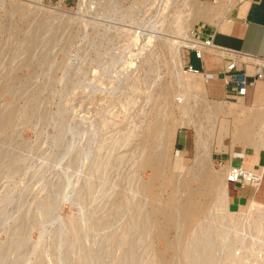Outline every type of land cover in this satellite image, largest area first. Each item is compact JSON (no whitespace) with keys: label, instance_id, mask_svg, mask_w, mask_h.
Instances as JSON below:
<instances>
[{"label":"rangeland","instance_id":"rangeland-1","mask_svg":"<svg viewBox=\"0 0 264 264\" xmlns=\"http://www.w3.org/2000/svg\"><path fill=\"white\" fill-rule=\"evenodd\" d=\"M43 3L0 0V264H231L216 239L194 259V239L226 209L224 169L197 159L217 124L254 145L264 113L203 99L174 42L217 8Z\"/></svg>","mask_w":264,"mask_h":264},{"label":"crops","instance_id":"crops-1","mask_svg":"<svg viewBox=\"0 0 264 264\" xmlns=\"http://www.w3.org/2000/svg\"><path fill=\"white\" fill-rule=\"evenodd\" d=\"M200 1L211 4L217 9L201 20V24L197 27L202 29L203 38L209 33H214L215 45L239 54L236 72H246L245 94L236 95L231 86L226 85L225 79H228L225 71L226 59L221 52L206 51L202 59H199L193 52L185 51L184 63L192 65L198 71L197 74L204 79L207 100L226 105L240 104L244 110L249 109L251 116L258 113L256 117L259 118L261 111L264 113V78L256 79L253 65L244 61H250L248 56L264 58V0H219L217 3L212 0ZM238 111L232 113L238 116ZM261 115L264 120V114ZM224 118L226 123H229V119ZM224 128V123L216 126V133L211 140L209 150L211 158L224 171L229 166H241L263 175L258 191L251 186H238L227 181L228 208L236 211L248 206L255 199L258 202L264 201V147L260 144L254 146L236 142L234 138L229 137L228 133H225ZM186 141L183 139L184 146L179 150L187 148ZM233 206L235 208H232Z\"/></svg>","mask_w":264,"mask_h":264},{"label":"built area","instance_id":"built-area-1","mask_svg":"<svg viewBox=\"0 0 264 264\" xmlns=\"http://www.w3.org/2000/svg\"><path fill=\"white\" fill-rule=\"evenodd\" d=\"M219 0H212V2L217 3ZM79 0H74V3L71 4V0H48V4H54L57 8L62 9L64 6H78ZM85 2V1H84ZM83 2V4H84ZM82 4V5H83ZM148 21L151 20V17L148 16ZM152 28V27H150ZM143 30V29H142ZM149 33H153L152 30H147ZM202 29L200 27L193 28L192 32L190 33V44L185 46V50L187 52H193L194 55L202 59L203 54L206 51H213V52H221V55L226 59L225 64V71L228 76V79H225V83L227 86H231V89L235 92L236 95L243 96L245 94V90L247 87L246 81V72H236L237 65H238V56L234 51L223 49L214 44V33H209L205 38L202 37ZM136 33H141L140 30L136 31ZM250 61H244V63H250L254 67V75L256 79L261 80L264 78V58L263 57H256V56H248ZM184 68L187 72L190 73H198L196 69L193 68L190 64L184 63ZM225 179L226 181L233 182L238 186H251L256 191L259 190L262 181L263 175L262 173H256L251 170L245 169L241 166H229L225 171ZM251 203V202H250ZM249 203V204H250ZM263 204V202H261ZM249 206V205H248ZM246 206L244 210L238 209L234 212H237L233 218L234 223L238 224V228L230 226L232 228L230 231L231 237L241 236V235H248L252 234L253 237L251 238L252 241H255L253 244L255 250L253 252L246 251L242 252L239 249L234 250L236 255H243L241 261H244L245 258H248V261H245L247 264H253L252 262L258 261L259 264H262V260L264 258V250L260 248L263 244L264 245V231L258 232L253 225H241L240 223L248 222V219H255V213L249 212V207ZM243 213V214H239ZM248 216V217H246ZM231 223V222H230ZM233 223H231L232 225ZM246 226V227H245ZM249 227V228H248ZM245 232V233H244ZM232 233V235H231ZM261 245V246H260ZM260 248V249H259ZM241 252V253H239ZM252 256V257H250ZM240 261V262H241Z\"/></svg>","mask_w":264,"mask_h":264},{"label":"bare ground","instance_id":"bare-ground-1","mask_svg":"<svg viewBox=\"0 0 264 264\" xmlns=\"http://www.w3.org/2000/svg\"><path fill=\"white\" fill-rule=\"evenodd\" d=\"M32 2H34L36 5L38 4H41L42 6H44L45 4L43 3V0H31ZM80 2V0H79ZM83 2V1H82ZM33 4V5H35ZM37 5V6H38ZM40 6V5H39ZM47 6V5H46ZM67 12V11H66ZM71 12V11H70ZM68 12V13H70ZM72 13V12H71ZM59 15L61 16H65L64 12L63 13H59ZM156 23V22H155ZM155 23L153 22V25H152V28H155ZM177 27H178V32L181 33L182 29H183V26H182V23L183 22H177ZM184 24V23H183ZM193 28L190 29L187 34L185 33H181L179 36H177L176 40H174V42L177 44L178 47H185L187 45L190 44V33L192 32ZM138 35V33L136 34ZM152 36V35H151ZM138 38V36H136ZM176 61L179 65H182V60H181V56H180V49L177 50L176 52ZM180 67V66H179ZM179 75V74H178ZM198 97V96H197ZM200 97V96H199ZM203 99L205 97V94H203ZM180 98V97H179ZM206 98V97H205ZM202 99V98H201ZM200 99V100H201ZM207 99V98H206ZM212 108H214L215 112H223V108L220 107V106H213ZM254 116V115H253ZM264 125V124H262ZM261 125V126H262ZM251 127V126H250ZM246 128V126H245ZM260 129V128H259ZM263 129V128H261ZM243 131V130H242ZM240 137L242 136L241 132H240ZM245 137V136H244ZM252 139V138H251ZM253 140V139H252ZM251 140V141H252ZM206 142V141H205ZM254 143V146H258L259 144L261 145V147H264V131L261 132L259 134V136L257 137V140L252 141ZM203 144V142H202ZM253 145V144H252ZM253 147V146H252ZM203 152V151H202ZM203 156H206V157H210V152H207V151H204L203 154H199V159H197V163L200 164V163H203L205 161V157ZM101 158V157H100ZM104 160V159H103ZM98 166V165H97ZM216 180V179H214ZM210 188H212L214 186V184H212V182H209V185H208ZM193 196L194 194H191V197H189L190 199H193ZM221 198H219L218 202H219V206L220 204L223 205L224 208L226 209H223V212H222V215H217L216 213V220H214V228L212 229L211 227H209L208 229L205 230V235L203 238H195V242H196V245L195 247L192 248V251H194V259L198 260L203 254H206L207 251L209 252V249L212 247L213 248V245H215L214 241L216 239V241L219 243L220 246H223L224 248L225 247H228L230 249H227L225 250L224 252V259H227V261H230L231 264H240V261L242 259V257L244 256L243 255H239L237 256L235 251L236 249H239L241 250L243 253L246 252V251H250V252H253L255 250V247H254V243L255 241H252L251 238L253 237L252 234H248V235H241V236H236V237H231L230 236V231L232 227L230 226H233L235 228H238V224L236 223H233L231 225L230 222L231 221H227L229 220L230 218L232 219V217L234 218V216L236 215L237 212H234V211H231L229 208H228V202H229V193H228V182L226 181L225 183V186H224V190L222 191V195L220 196ZM196 198V197H195ZM188 208H193V209H190V211L188 212V209L185 210V214H188L189 215H185V219H189L191 218V216L194 214V213H197L198 212V206L194 205V203H192V201H190V203L188 204ZM199 205V204H198ZM178 207V206H177ZM249 212H254L255 215H256V218L255 219H248V222L246 223H240L241 225H253V227L256 228V231L258 232H261V231H264V204H262L261 202H258V200H253L251 201V203L249 204ZM173 208V207H172ZM244 208H241V210H244ZM227 210V212H226ZM216 211V210H215ZM225 211V213H224ZM209 213V212H208ZM178 214V213H176ZM199 214V213H198ZM239 214H243V213H240ZM245 215V214H243ZM177 216V215H176ZM230 217V218H227ZM232 216V217H231ZM248 217V216H246ZM177 221V219H176ZM178 226V225H177ZM181 226V225H180ZM246 227V226H245ZM249 228V227H248ZM203 230V229H202ZM185 231V230H184ZM245 233V232H244ZM193 235V234H192ZM194 237V236H193ZM262 245V246H261ZM260 248H262L264 250V245L261 244ZM259 248V249H260ZM192 253V252H191ZM241 253V252H239ZM213 258L212 256L209 257V259ZM205 259V258H204ZM212 260V259H211ZM208 262V261H207ZM262 264H264V258L262 260Z\"/></svg>","mask_w":264,"mask_h":264}]
</instances>
